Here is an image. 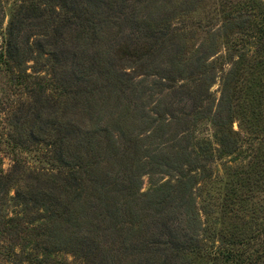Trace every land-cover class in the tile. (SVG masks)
Listing matches in <instances>:
<instances>
[{"label": "rangeland", "instance_id": "1", "mask_svg": "<svg viewBox=\"0 0 264 264\" xmlns=\"http://www.w3.org/2000/svg\"><path fill=\"white\" fill-rule=\"evenodd\" d=\"M28 1L38 4L41 15L36 17L40 11L34 15L23 11L17 21L15 15L21 5H27L25 0H0V53L11 20L14 29L16 25L18 42L28 40L31 45L35 40L42 44L50 40L51 37L44 39L41 35L50 32L61 5L53 6V0ZM66 2L77 22L92 17L101 37L94 44H76V28L60 34L57 41L53 37L50 41L56 44L59 57L54 68L46 56L38 58V62L27 59L20 69L11 65V71L0 63V177L17 176L23 178V185L33 188L32 180L26 177L28 171H49L50 164L44 159L49 151L46 145L49 135L35 132L38 142L28 140L31 108L38 88L29 78L19 84V75L47 79L54 72V76H63L67 85L77 88L72 80L88 70L87 60L95 56L96 62L91 61L95 71L90 74V83L84 86L97 85L105 92L114 85L120 89L106 93L107 97H96L100 120L93 151L99 157L103 175L118 172L123 177L139 172V194L133 197V202L121 206L115 222L95 215L97 230L85 229L91 232L85 242L91 252L82 257L75 248L72 252L79 255L71 253L69 230L44 225L41 208L50 204L49 198H39L44 193H27L31 195L27 196L29 201L16 203V187H9L0 197V264H28L20 257L27 252L45 257L42 247L36 250L34 246L36 242L47 245L40 242H47L49 234L53 238L48 241L53 243L51 249L53 246L59 249L49 254L48 264H153L148 254L132 253L139 242L154 238L166 243L177 231V238L184 234L193 237L199 249L194 254L178 256L173 264H233L229 257L232 252L244 260L241 264H248L245 260L253 263L256 258L264 261V69L262 64L256 70L251 69L252 47L239 48L238 26L245 16L239 15L230 24L221 19L223 6L229 9L238 0ZM261 2L264 5V0ZM180 24L188 25L187 36L175 31ZM225 42L236 43L240 53H247L243 60L235 57L229 63ZM134 43L144 47L148 43L158 48L159 53L144 61L131 60ZM205 55L209 64L221 58L226 64L203 75L204 81L198 82L197 57ZM98 66L102 68L100 71L95 69ZM229 71L232 73L228 74ZM47 94L49 91H45ZM43 102L44 99L40 101L42 107ZM57 106L60 112L56 115L57 111L50 113L44 109L42 124L58 119L62 124L71 121L87 130L95 121L78 109H67L70 105L65 99H60ZM192 112L201 114L195 122L185 117ZM82 135V139L90 137L86 132ZM94 138L84 139L82 146L75 143L68 152L79 148L83 153L84 146ZM204 139L211 142L213 160L208 158L206 180L191 190L194 210L172 201L163 215L156 213L152 206L157 202L155 190L172 183L178 172L193 170L201 152L197 142ZM21 141L23 149L15 145ZM155 156L158 161L162 156L168 158L171 165L149 166V160ZM199 161L204 163L203 159ZM4 218H18L16 231L9 237L2 233ZM39 226L38 232H33ZM154 259V264H162L164 256Z\"/></svg>", "mask_w": 264, "mask_h": 264}, {"label": "trees", "instance_id": "2", "mask_svg": "<svg viewBox=\"0 0 264 264\" xmlns=\"http://www.w3.org/2000/svg\"><path fill=\"white\" fill-rule=\"evenodd\" d=\"M135 1L137 2L139 0ZM25 3H27V5H21L19 7L20 9L18 10L19 12L17 15H15L17 16V21L19 20L18 16L23 13V11L30 13V15L37 14L40 11L37 3L33 1L30 2L28 0H25ZM55 5H61L60 13L54 17L55 21L51 26L50 32H44L41 35L43 38L45 37L44 39H49L51 37V40L54 37L55 41H57V37L60 34H67L74 28H76V44L81 45L83 42L85 45L94 44L95 41L101 37V33L92 17L84 19L80 18L77 22L72 17V13L68 9L66 0H53V6ZM228 8L229 9H226L223 6L221 16L222 21L229 24L235 23L234 18H237L239 15L245 16L243 24L238 26L241 33V44H239V48L240 50H246L249 46L252 47L253 55L251 57V69L256 70L258 66L262 64L263 70V3L261 0H238L234 6ZM41 13L42 10L36 17H39ZM183 18L184 16L181 15L180 19L183 20ZM187 28L188 25L180 24L177 26L175 31L178 32L179 35L183 34L187 36ZM164 29L166 30L168 27ZM7 31L8 34L6 38H4L3 50L0 53V63L4 64L8 71H11V65H14L20 69L23 63L27 62V59H29L28 61L38 62V58L46 56L45 59L48 61V63H50V67L52 68H54L56 63L59 61V57H57L58 48H55L56 44L52 43L50 40L46 42L43 39V44L39 40H35L33 43H31V45H29L28 40L18 42L16 37V25L14 29L12 20ZM191 33L192 31L189 32L188 35ZM32 44L34 46H32ZM134 45L135 51L132 58H129L131 60L136 58L137 61H144L158 52V48L156 49L153 47V45L149 46L148 43L145 44L148 45L146 47L143 45L139 46L137 43H134ZM225 45L228 49L226 60L229 63H233L235 57H237L238 60H243L247 54L244 52L240 53L236 43L225 42ZM209 51L213 53L212 50ZM24 55H28L27 58H24ZM204 57H207V55L197 57V62L199 63L198 68H205L203 70H198L197 68L196 72L198 73V82L204 81L203 75H207L208 73L215 71L217 67L221 69L223 68L224 64H226L222 61V58L217 60V62H212L209 64ZM92 60L96 62L95 56H93L91 59L88 58V70L82 73L80 78L77 77L74 78L75 80H72V82H74L73 85H76L77 88L67 85V82L63 76H54V72L49 74L50 77L47 79L41 76H31L24 73L23 75H19V84L26 83V78H29L33 80V84L38 88L36 90L37 95L36 100L34 101L35 104L31 108L33 110V118L28 140H30L29 142L31 143L38 142L39 139L37 136H35V132L39 135H41V133H44L42 135H49L50 140L46 143L49 151L44 157V159H46L45 163L50 164L49 171L40 173L28 171L26 177L27 179L32 180L34 184L33 188H30L28 185H23V178H18L17 176L15 177L10 174L0 177V197L6 193L9 187L15 186L16 194L14 196V200L16 203H20V201H26L27 196L31 197V195H27V193H44L39 198L47 197L50 201L48 206V203H46V206L41 208L42 211L44 210V216L41 218L46 222L44 225L49 226V228L56 227L57 230L64 226L66 230H69V243L71 244L68 245L71 248V253L74 255H79L76 252H72L75 248L80 253V255H82V257L91 252V247H89L88 244H85L89 237V233L91 232L88 233L90 230L87 231L85 229L92 227L94 231L97 230L95 215L99 214L101 217L105 216L107 219L115 222L117 216L120 215L121 206L130 204V202L134 201L133 199L135 196L139 194L137 187L139 182V172L134 171L131 173V175L125 174L123 177H119L118 172L115 174L112 173L111 175H103V172L100 171V168L102 169L101 162L98 155L93 151V144L96 140L94 137L98 132L97 125L99 124L100 120V112L96 111V106L98 104L96 97H99L98 95L107 97L108 95H106V93H115L118 89H120V87L114 85L113 89L107 90L106 92L97 85L85 87L84 85L90 83V74L93 75L92 73L95 71L93 68H91V66H93V63H91ZM95 69L100 71L102 68L98 66ZM231 73L232 71L228 72V74ZM82 79L83 83L81 81ZM168 81H172V83H174L173 80L168 79ZM78 84L82 86L78 88ZM224 85L225 82H222V86ZM45 91H49L47 96H45ZM42 98L45 101L43 102L45 103L44 107H42L40 103V101L43 100ZM60 99H65L67 103L69 102L70 107L67 108L65 106V108L74 110L78 109L79 111L84 112V114H86L90 120L95 119L90 128L83 130L81 129V126L76 125L71 121H69L67 124H62L61 120L59 121L58 119H53L51 122L47 121L42 124V115L44 113V109L50 113L52 111L53 113L57 111L54 115L60 112L57 106ZM200 104L202 105L203 101H200ZM45 105H47V108H45ZM200 115V112H192V114H186L185 117L191 118L192 121L195 122L196 118L200 117ZM159 125L162 126V123H159ZM83 132H86L90 136H88L89 138L93 137L94 141H92V139L88 141V143L84 146L85 151L83 153L79 152V148L74 152H68V149L74 147L75 143H79V145L82 146V141L84 139H89H82ZM197 144V148L199 149V152H201L198 154V157L196 156V166H194L193 170H190L186 173L178 172L177 176H175V180L172 183L164 185L162 189L159 188L155 190L157 202L155 203L154 201L152 206L154 209H156V213L163 215L166 207H170L172 201H179L178 203L184 204L186 207H188V210H194V199L191 190L194 185L206 180L205 167L206 164L209 163L207 162L208 158H212V145L210 141L205 139L198 140ZM15 145L23 149L22 141L17 142ZM177 154L178 153H176V155ZM67 158L71 159V161L68 162ZM158 158V156L151 157L149 160V166H153V164L160 165L161 163L171 165V161H169L168 158L162 156L161 161H158ZM201 159H203L204 163L199 161ZM116 183L125 185L118 187ZM27 201H29V199ZM17 220L18 218H4L2 220V233H4L6 237H9L11 233H13V230L16 231L15 225ZM102 220H105V218ZM40 227L41 226H39L36 230L34 229L33 232L37 233ZM173 232L176 231L172 230V233ZM177 232L175 235H171L172 238L166 243L154 238L146 242L145 240L140 241L137 245L136 251H133L132 253H141L142 251L144 254H148L150 256L148 259L153 264L155 262L154 258L158 256H164V259L161 260L162 264H173L180 255L194 254V251L198 250L199 247L195 246V240L193 237L189 236L188 234H184L180 239V237L177 238V235L179 234V232L178 234ZM50 240H53L52 234L48 235L47 242H40L46 243L47 245L37 244L38 242H36L34 246L36 250L39 247H42V255L45 257L38 258L37 255L33 256L31 253L27 252L20 256L22 261L28 264H48L47 257L49 254L59 249L56 246H53L54 249H51L53 243H48ZM262 255L264 256V247ZM15 256H17V254ZM229 257L233 264H237L238 261L241 264V262L244 261L243 259H238L237 256L235 257L233 252L229 254ZM75 258L80 259L79 256H76ZM245 262L248 264H264V261H260L258 258H256L253 263L251 260H245Z\"/></svg>", "mask_w": 264, "mask_h": 264}]
</instances>
